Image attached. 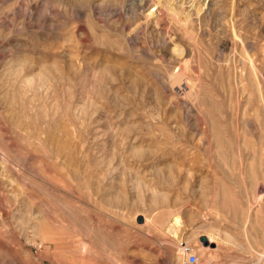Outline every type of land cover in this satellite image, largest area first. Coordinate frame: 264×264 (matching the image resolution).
Here are the masks:
<instances>
[{
  "label": "rangeland",
  "instance_id": "rangeland-1",
  "mask_svg": "<svg viewBox=\"0 0 264 264\" xmlns=\"http://www.w3.org/2000/svg\"><path fill=\"white\" fill-rule=\"evenodd\" d=\"M183 245L264 264V0H0V264Z\"/></svg>",
  "mask_w": 264,
  "mask_h": 264
},
{
  "label": "bare ground",
  "instance_id": "bare-ground-1",
  "mask_svg": "<svg viewBox=\"0 0 264 264\" xmlns=\"http://www.w3.org/2000/svg\"><path fill=\"white\" fill-rule=\"evenodd\" d=\"M144 1H146V0H144ZM159 2V1H158ZM180 2V1H179ZM154 3V2H153ZM171 3V2H170ZM162 4H163V2H162ZM158 5V4H157ZM170 5V4H169ZM166 6V5H165ZM171 7V6H170ZM169 6H166V8L169 10V8H170ZM173 8V7H172ZM165 9V8H164ZM163 9V10H164ZM176 11V10H175ZM153 12V11H152ZM152 12H149V14L147 15V16H151L152 15ZM173 14V13H172ZM145 15V16H146ZM146 16V17H147ZM153 17V16H152ZM162 17V16H161ZM155 18V17H154ZM157 18V17H156ZM153 19V18H152ZM154 21V20H153ZM152 21V22H153ZM177 213V212H176ZM167 215H169V219H168V222H170L171 221V225L168 227V233H170L176 240L175 241H178L180 244L181 243H187V239H188V237L187 236H185L186 238H184V235H183V230L185 229L183 226H184V224L182 225V220H180V219H176V218H174V216H175V212L173 211V210H170L169 211V214L167 213ZM167 222V224H169ZM166 224V225H167ZM167 227V226H166ZM184 228V229H183ZM209 228V227H208ZM166 229V228H165ZM210 230V229H209ZM205 231V230H204ZM197 232V231H196ZM204 233V232H203ZM208 234L206 235V233L204 234V236H205V239H206V241L210 244L211 242H213V241H215V238H216V235H215V232L214 231H208L207 232ZM192 234V233H191ZM185 235H186V233H185ZM190 238V237H189ZM177 242V243H178ZM179 244V245H180ZM237 245V244H236ZM209 247V246H208ZM203 248V247H202ZM206 249H207V247H206ZM181 251V250H180ZM259 260H262V261H264V253H263V255L262 256H260V259ZM264 263V262H263Z\"/></svg>",
  "mask_w": 264,
  "mask_h": 264
},
{
  "label": "built area",
  "instance_id": "built-area-1",
  "mask_svg": "<svg viewBox=\"0 0 264 264\" xmlns=\"http://www.w3.org/2000/svg\"><path fill=\"white\" fill-rule=\"evenodd\" d=\"M181 252L186 255V261L189 264H195L197 262V256L195 253L191 252V249L189 246L183 245L181 247Z\"/></svg>",
  "mask_w": 264,
  "mask_h": 264
},
{
  "label": "water",
  "instance_id": "water-1",
  "mask_svg": "<svg viewBox=\"0 0 264 264\" xmlns=\"http://www.w3.org/2000/svg\"><path fill=\"white\" fill-rule=\"evenodd\" d=\"M202 240H204V238H202Z\"/></svg>",
  "mask_w": 264,
  "mask_h": 264
}]
</instances>
